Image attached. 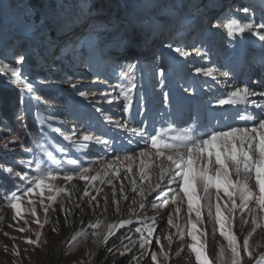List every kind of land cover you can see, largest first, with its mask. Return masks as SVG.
Listing matches in <instances>:
<instances>
[{
	"label": "snow or ice",
	"instance_id": "6c2138e0",
	"mask_svg": "<svg viewBox=\"0 0 264 264\" xmlns=\"http://www.w3.org/2000/svg\"><path fill=\"white\" fill-rule=\"evenodd\" d=\"M226 7L231 8V15L226 17L228 22L222 26L228 37L251 34L264 42V17L258 21L255 12L247 6ZM240 13L244 14L242 18L238 15ZM219 27L220 24L209 20L207 30L211 32ZM164 46L178 60L185 58L195 62V58L210 59V41L206 43L204 39L192 43L185 41L183 44L172 41ZM25 60L26 57L20 55L14 66L0 60V69L10 73L8 79L11 83L22 86L20 103L27 112L31 108V100L37 99L34 96L36 84L46 81H30L24 71ZM136 67V64L129 63L127 69L122 68L119 75L131 77ZM194 72L212 77L214 81L219 77L226 86L229 78H234L235 75L231 70L221 72L219 68L203 66L194 67ZM159 76L157 83L167 87V69L161 67ZM64 82L74 94V101L91 108L106 127L119 130L124 136V142L118 148L115 137L97 135L95 130L86 131L84 129L92 128V125L78 122L81 130L77 132V125L74 124L70 135H65L60 128H53L51 123L48 124V129L59 134L66 142L58 150H50L51 145L44 136L46 129L43 126L39 129V135L45 143L27 148L19 138L4 143L0 146V151H14L12 145L20 143L22 151L30 157L16 159L13 164L0 163V175L9 179L18 178L20 181L0 197L5 207L12 211L15 223L24 220L22 211L25 199L30 205V215L35 218V222L41 228L45 224L51 225L52 232L57 234L60 231V219L51 217L50 213L62 215L65 226H68L74 223L71 218L80 211L97 218L89 220L87 225L81 219V227L67 240L64 256L72 253L77 245L91 242L99 245L101 250L106 249L105 259L108 255L117 253L119 257L125 258L134 252L139 243V251L132 255L129 264H139L140 260L149 255L153 264H159L158 255L163 256L166 262L169 259L161 235L157 234L158 221L166 216V228L159 229L164 233L163 240L171 247L174 237L183 240L187 234L192 242L186 247L194 254L196 264H243L242 252L254 264H264V251L255 254L250 243L257 230L264 229V82L231 85L232 90L226 96L213 97L216 107L233 108L231 115L224 116L215 123H202L196 119L194 125L188 123L185 127H180L170 121L167 122V127L159 129H149L143 120L135 121L136 126H132V120L124 117L116 119L110 114V109L104 108L97 101L99 96L107 105H113L122 97L121 112L129 113L133 103L131 93L137 87L132 79L126 85H121L118 92L115 88L111 91H94V86L107 84V80L101 81L99 75L90 81L83 76L77 78L75 75H66ZM163 87L161 94L163 102L167 103L170 93L164 92ZM180 87L183 95L194 91L191 85ZM241 105L244 106L243 109L240 108ZM18 119L21 120L22 128H27L23 119ZM52 119H59V116L54 115ZM92 147H98L102 154L90 155ZM16 167L23 171H17ZM58 179H62L63 186L57 185ZM76 181L83 182L82 192ZM105 186L110 187V196L105 193ZM117 191L120 193L119 199ZM121 201L128 202L130 218L107 222L105 214L110 203L115 214H123L125 209L121 207ZM37 205L45 214L43 223L37 215ZM149 205L156 215L145 214ZM185 205L188 219L186 224H182L181 212ZM170 207L172 211H168ZM161 209L164 211H160ZM202 209L207 210L208 216L219 226V235L227 242L226 249L223 246L219 248L215 261L209 258L205 240L200 238H206V234L197 228L198 223H203ZM223 211L228 213L227 217L223 215ZM193 213L195 221L192 220ZM4 219L5 217L0 216V221ZM237 219L242 225H251L242 243L233 231V224ZM131 225L137 226L121 236L118 245L107 247L109 240L119 230ZM172 229L175 231H171ZM17 230L23 233L28 229L20 227ZM133 231L136 236L130 234ZM215 231L216 229L213 230V235ZM40 235L41 233H37V240L27 237L22 239L25 243L38 246ZM10 239L15 241L16 238ZM153 243L159 247V253L152 250ZM12 247L14 255L18 257V245L14 243ZM5 251H8L7 247ZM183 251L182 245L177 256ZM86 255L91 264L96 253L87 249ZM72 264H84V261L74 260ZM114 264H118V261H114Z\"/></svg>",
	"mask_w": 264,
	"mask_h": 264
},
{
	"label": "rangeland",
	"instance_id": "374dc122",
	"mask_svg": "<svg viewBox=\"0 0 264 264\" xmlns=\"http://www.w3.org/2000/svg\"><path fill=\"white\" fill-rule=\"evenodd\" d=\"M195 1L200 3L202 0ZM0 2L2 20L0 25V54L2 55V60L13 58V53L19 48L20 41L24 44L26 43L32 50L36 51L34 60H37L40 64L38 65L39 70H35L28 63V56L25 55L24 71L29 80L32 82L46 81L43 84L37 83L36 88H53L57 92V96L60 94L64 96L63 99L51 101L41 97L31 100L30 112L32 119L36 121L39 129L42 126L46 129L44 136L47 138L48 144L51 145L50 150H58L66 142L62 140L59 134L48 129L49 123L52 124L53 128H60L65 135L71 134L74 124L77 125L76 131L79 132L81 125L78 122L90 124L92 128L84 130H95L97 135L106 134L109 137H115L118 140L116 146H121L124 142V136L119 130L106 127L101 122L99 115L91 108L74 101V94L70 90L69 85L64 82L66 75H75L77 78L83 76L88 81L95 79L99 75L101 81L107 80V84L94 86V91H105L106 89L111 91L115 88L118 92L121 85H126L129 79H132L137 87L131 93L133 103L129 113L121 112L122 97L120 101L115 102L113 105H107L99 96L97 101L104 108L110 109V114L114 115V118L120 119L124 117L132 120L134 126H136L135 121L143 120L146 121L147 127L151 129L158 117L157 114L160 113L161 116H164L165 113L169 112L170 108L178 106L180 97L183 95L180 85L184 87L191 85L192 88L199 85L202 86L203 83L198 78L200 75L195 74L194 67L215 66L220 71H225L227 66L231 65L227 52L233 43L244 47V55L247 52L251 55L252 46L256 45V41L252 39L254 35L244 34L228 37L223 26L219 27L218 30L209 32L207 30L208 24L206 25V23L212 20L214 24H226L228 22L226 17L231 15V8L226 7L227 5L249 7L255 12L258 21L264 16V0H220L212 13L204 17L200 16L192 0H187V2L184 0H127L126 3H123V7H126V9L129 7L127 13H131L126 17L124 13L121 15L117 14L116 5L110 11L102 8L97 10L98 0H42L41 3L34 0H0ZM254 3L256 7L253 6ZM97 12L106 14L107 18L101 20L104 17L96 16ZM181 13L183 14L182 16L180 15ZM238 15L242 18L244 14L240 13ZM165 19L167 20L164 21ZM165 23L168 24L167 28L162 26ZM204 28L207 29L204 30ZM248 38L251 39V45H247L249 43L246 42ZM201 39H204L206 43L210 41V59L200 60L195 58V62H193V59L185 58L178 60L164 46L172 41H179L183 44L185 41L192 43ZM24 44L23 46L25 47L26 45ZM173 46L175 47L176 45L174 44ZM257 47L259 46L257 45ZM219 50H221L220 54H222L225 62L220 59ZM170 57H172L171 63ZM59 59L61 63L55 68L54 64L56 65V63L52 61ZM129 63L137 65L134 75L121 77L119 75L121 69H127ZM225 63V66H220ZM161 67L167 69V87L157 83L160 79L159 69ZM252 69L254 70V66ZM52 73L55 74L52 76ZM7 74L10 76V73ZM8 76L7 82L17 85L11 83ZM205 78L207 80L212 77ZM17 86L22 87L21 85ZM162 87L164 92L170 93L167 103L163 102ZM198 91L199 89L197 94L200 97ZM53 96H55L54 93ZM192 100L189 97L182 98L181 104L176 109V116L180 113L179 109L183 106L182 104L188 106ZM200 100L203 101L202 97L196 103ZM189 110L190 114H192L193 104L190 105ZM54 115L59 116V119H52ZM0 122H2L0 123V146H2L4 143L17 138V136L11 130L13 126L10 123H6L7 119L4 116L0 115ZM7 125L11 127H7ZM34 140V146L45 143V140L40 136ZM27 147H30V145L28 144ZM12 148L14 151H0L1 158H6L9 161L8 164H13L16 159L30 158L22 151L20 143L12 145ZM77 152H79V148H77ZM97 153L102 154L98 147H92L90 155ZM16 170L23 171L20 167H16ZM19 183L20 181L17 178L14 186ZM56 183L58 186H63L62 179H58ZM75 183L82 192L84 188L83 182L76 181ZM104 191L105 193H111L109 186H105ZM5 192L2 193V196ZM117 196L119 199L120 193L118 191ZM149 207L151 208L150 205ZM29 209L30 205L27 204L25 199L22 211L24 220H20L17 224L13 221L12 211L5 207L3 199H0V212L2 211L4 213L3 217H5L3 221H0V264H58L60 260H65V264H72L74 260H83L84 264H89L86 250L90 249L93 252L94 246L97 244L85 242L77 245L75 250L68 256L63 255L67 240L81 227V219H83L85 225L88 224V215L77 211L71 218L74 223L65 226L62 215L50 213L51 217L60 219V231L57 234L52 232L51 225L45 224L41 228L35 222V218L30 215ZM113 211L114 209L105 214L109 223L117 220ZM168 211H172L171 207ZM37 215L40 222L43 223L45 214L39 205H37ZM223 215L227 217L228 213L223 211ZM123 216L122 218H130L127 208L124 210ZM100 218L103 219L104 217ZM187 219L185 205L182 209L180 222L186 224ZM25 220L27 224H25ZM192 220H196L194 213L192 214ZM166 221L167 217L165 216L164 224L167 226ZM202 221V224H197V228L206 234V238H200L205 240L209 258L215 261L219 248L223 246L226 249L227 242L219 235V226L208 216L205 209H202ZM225 223L227 222L225 221ZM9 225H12V227H9ZM136 226L132 225L119 230L117 235L108 242L107 247L118 245L120 237L129 233L130 228L134 230ZM20 227L28 230L21 233L17 230ZM250 228V224L242 225L239 219L234 221L233 231L241 243ZM214 229H216L215 235H213ZM171 231L174 232L175 230L172 229ZM186 232L187 229L185 230ZM4 233L9 235L6 236ZM37 233H41L38 246L25 243L24 239H22L27 237L37 240ZM130 234L136 236L134 231ZM157 234L161 235L165 251L169 253L167 262L163 256L158 255L159 264H196L194 254L187 250L186 247L187 244L192 242L187 234H185L183 240H177L174 237L171 247H169L167 241L163 240L164 233L157 230ZM10 237H15V241L10 239ZM14 243L19 247L20 254L18 257L13 253L12 246ZM250 243L255 254L264 251V229H258L257 233L251 238ZM182 245L184 246V251L177 256V252L180 251ZM5 247L8 249L7 252ZM152 250L158 253L160 251L155 243L152 245ZM138 251L139 243L136 244L134 252L125 258H118L119 254L117 253L116 255H108L107 259H105L106 249H102L98 252L94 264H114V261H118V264H129L132 255H136ZM242 255H244L243 264H254V261L249 259L243 252ZM58 256L61 259H57ZM91 264H93L92 261ZM139 264H153L150 255L140 260Z\"/></svg>",
	"mask_w": 264,
	"mask_h": 264
},
{
	"label": "trees",
	"instance_id": "16d2710c",
	"mask_svg": "<svg viewBox=\"0 0 264 264\" xmlns=\"http://www.w3.org/2000/svg\"><path fill=\"white\" fill-rule=\"evenodd\" d=\"M38 1L39 3L42 2V0H34ZM127 0H98L97 2V10L99 8L105 9L106 11H110V9H113L115 5L117 6L116 9H118V15H121L124 11L123 3H126ZM117 3V4H116ZM113 7V8H112ZM123 7V8H122ZM0 8H1V2H0ZM119 9H121L119 11ZM98 13V12H97ZM96 14L98 17H104L101 20H104L107 18V15L102 14ZM166 20V19H165ZM2 23L1 16H0V25ZM24 43L20 41V46L17 48L13 53V58H6L5 60H2L1 54H0V60H2L4 63H9L14 66L16 56L17 58L20 55H27L28 56V63L31 67H33L35 70H39L37 60H34L35 57V50H32L30 46H28L26 43L25 47L23 46ZM46 46L45 44H43ZM23 53V54H22ZM54 64V67L57 68V66L61 63V60H55L52 61ZM33 72V70H30ZM69 71V69H67ZM0 115L4 116L7 119L6 123H10L13 127L11 130L14 132V134L23 141V145L26 148V146L29 144L30 147L34 146V139L38 138L39 135V127L36 124V121L32 119V114L30 110L25 112L24 106L20 103L21 100V93H20V87L17 85H12L9 82H7V76L8 74L6 72H3L2 69H0ZM66 73V72H65ZM55 74V73H54ZM52 73V76L54 75ZM46 75V74H45ZM51 77V76H50ZM53 93L55 96H53ZM57 92L53 88L43 87V89H37L35 96L41 97L42 99H47L48 101L51 100H57V99H63L64 96L60 94L59 96L56 95ZM27 99V97H26ZM18 117L22 118L23 121L27 124V128H22L21 126V120L18 119ZM9 161L6 158H1L0 155V163ZM16 179H9L7 177H4L3 175H0V197H2V193L4 191H10L14 187Z\"/></svg>",
	"mask_w": 264,
	"mask_h": 264
},
{
	"label": "bare ground",
	"instance_id": "6f19581e",
	"mask_svg": "<svg viewBox=\"0 0 264 264\" xmlns=\"http://www.w3.org/2000/svg\"><path fill=\"white\" fill-rule=\"evenodd\" d=\"M184 1L187 2V0H184ZM192 1H193V4H195L194 6L196 7L198 12L200 13V16H203V14H204V16H206L207 14L210 15L212 13V11L214 10V8L217 6L218 1L220 2V0H202L200 3H196L195 0H192ZM188 2H191V1H188ZM208 22L206 23V25L208 24ZM252 39L256 41V45H258L261 48V51L264 52V42L259 41L258 37H256V36H254V38H252ZM246 42H249V43H247V45H251V39L248 38L246 40ZM243 52H244V47H242L241 45H238V44L235 45L234 43L231 44V46L229 47V50L227 52L228 53L227 57L229 58L231 65L227 66L225 71L231 70V72L233 73L232 70L234 68H236L237 69V75H234V78H229L227 86L225 85V83L222 80H220L219 77H217V81H219V82L214 81L213 78L207 79L206 80L208 82L207 85H204V87H200L199 91H198L200 97H202V100H203V101L200 100L197 103V105L199 107H204V106H207V107L211 106L212 107V106H214V108L219 110V111H223V110L225 112L228 111L226 113L228 116L232 114L233 108H230L228 106H224L223 108L216 107L214 104L213 97L223 98V96H226L227 92L232 90L231 85L240 86L241 84H243L244 79H243V81H241V78H242L241 73H245L246 75L250 76V73L252 71H254L252 68L254 66L253 62L255 61L256 57L254 55H249L248 52L246 53V55H244ZM261 57L263 59L264 56H260V59H261ZM223 71L224 70H222L221 72H223ZM260 80H261V82H264V77H262ZM257 90L259 91L261 89H257ZM253 99H255V98H253ZM243 107H244L243 105L240 106L241 109H243ZM188 109H189L188 106H185V105L181 106L179 109L180 113L177 114L176 119L182 120V118L184 116H186V112ZM192 124L194 125L195 123H192ZM186 125L187 124H185L183 127H185ZM117 188H118V185H117ZM106 193L109 194V196H110L109 192H106ZM118 196H117V199H118ZM127 203L128 202L121 201V207L126 209ZM110 204H109L107 213H109L110 211L113 210V207ZM160 211H164V210L161 209ZM145 214L148 216H153V215H156V212L149 207L147 213H145ZM0 216H4V213L2 211L0 212ZM115 217L117 218V220L115 222H117L120 219H128V218H122V217H124L123 214L122 215L115 214ZM181 217H182V212H181ZM87 218H88V221L89 220L94 221L97 217L89 214L87 216ZM164 221H165V217L161 221H158V225H159L158 230L162 229L164 227L166 228ZM100 250L101 249L99 248V245L94 246L93 253H96V255H95V258L92 260L93 264L96 260L97 254ZM118 258H119V256H118ZM57 259H61V257L58 256ZM65 263H66L65 260H60V262L58 264H65Z\"/></svg>",
	"mask_w": 264,
	"mask_h": 264
}]
</instances>
